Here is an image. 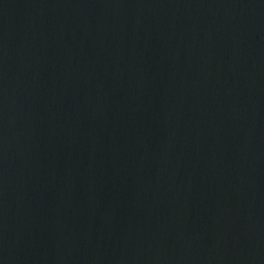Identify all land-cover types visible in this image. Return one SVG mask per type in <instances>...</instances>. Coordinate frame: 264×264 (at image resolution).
<instances>
[{
  "label": "water",
  "instance_id": "1",
  "mask_svg": "<svg viewBox=\"0 0 264 264\" xmlns=\"http://www.w3.org/2000/svg\"><path fill=\"white\" fill-rule=\"evenodd\" d=\"M0 264H264V0H0Z\"/></svg>",
  "mask_w": 264,
  "mask_h": 264
}]
</instances>
